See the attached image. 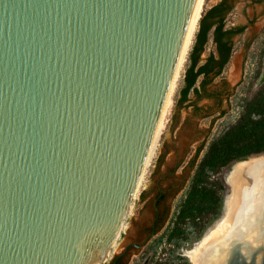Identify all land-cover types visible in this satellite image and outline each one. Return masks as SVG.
Returning a JSON list of instances; mask_svg holds the SVG:
<instances>
[{
	"label": "water",
	"instance_id": "1",
	"mask_svg": "<svg viewBox=\"0 0 264 264\" xmlns=\"http://www.w3.org/2000/svg\"><path fill=\"white\" fill-rule=\"evenodd\" d=\"M197 3L0 0V264H107Z\"/></svg>",
	"mask_w": 264,
	"mask_h": 264
},
{
	"label": "trees",
	"instance_id": "2",
	"mask_svg": "<svg viewBox=\"0 0 264 264\" xmlns=\"http://www.w3.org/2000/svg\"><path fill=\"white\" fill-rule=\"evenodd\" d=\"M235 7V0H220L200 20L188 55L178 101L182 107H193L196 115L202 111L197 103L208 97L210 85L216 77L224 76L229 67L235 53L234 37L246 30V26H230L228 23ZM211 43L215 49L204 57ZM262 69L264 67L258 70L256 81L260 79ZM256 81L249 86H244L243 81L239 85L245 87V94L242 92L239 99L242 114L236 123L230 125L209 145L203 143L198 148L191 162L194 175L189 188L170 227L157 242L156 253L162 242L174 245L175 253L187 241L192 246L201 240L205 231L223 214L226 195L230 191L226 174L238 162L264 156V83L256 86ZM192 94L196 97L195 101L191 98ZM206 147L207 151L199 161ZM153 264L192 263L181 254L167 260L160 258Z\"/></svg>",
	"mask_w": 264,
	"mask_h": 264
},
{
	"label": "rangeland",
	"instance_id": "3",
	"mask_svg": "<svg viewBox=\"0 0 264 264\" xmlns=\"http://www.w3.org/2000/svg\"><path fill=\"white\" fill-rule=\"evenodd\" d=\"M219 1L220 0H207L204 13ZM242 7L243 16L246 15V11L248 9L252 10L251 6L246 5L244 7L242 4ZM258 7L259 10H257ZM255 8L258 13L264 11L262 4H258V6H255ZM209 48L211 50L213 49L212 47ZM209 48L204 57H206L208 52H210ZM245 52L246 54L244 55ZM243 55L248 60L245 67V71L248 72V75H245V78H243L242 81L244 86H249L251 83L256 81L255 76L258 73V70L264 67V32L252 42L251 46H249L248 43L246 49H244V41L241 44H238L237 52L234 56L235 61H239V66L241 65ZM187 64L188 57L179 81L176 85V89L173 93L171 107L169 108V111L166 114L162 124L161 137L155 158L149 167L142 189L137 194L132 206L130 207L128 213L129 218L126 222L124 233L121 239L116 243L112 257L108 259L107 264H111L114 257L123 251V248L127 245V243L141 236L144 230L151 225V221L155 216V202L161 190H163L167 195L165 203L171 205V219L170 224H168V228L170 227L171 222L176 216L178 207L184 199L191 179L194 175V168L191 162L195 158L198 148L203 143H207V145H209L211 141L223 133L230 125L236 123L242 114V107L239 103V99H241L242 92L244 93L245 87L242 85L241 87H236L240 80L241 73L239 72V75L233 77L231 68L227 69L224 76L227 78L226 80L230 84L229 90L232 93H235V95L232 98L231 103L228 102L224 104L223 108L228 111L226 117L220 118L217 121V119L220 117L219 113L213 112L209 114L207 109L212 105V102L206 98L197 103L202 108V111L199 115L195 114L193 107H188L187 105L182 107L178 101L180 98V90L183 86L184 74ZM222 78L223 77L217 78L213 84L210 85V90H212L215 85L220 84L219 82H221ZM258 81L259 79L256 81V86H258ZM191 98L193 101L196 99L194 94L191 95ZM206 151L207 147L201 154L199 161ZM228 174H226V181L228 180ZM231 193L232 187L230 185V191L226 195L225 207L222 216L205 231L201 240L204 238L207 232L212 229L223 217L226 209V202ZM167 229H164L158 233L151 243V246H155L156 248L157 242L162 238ZM201 240L195 242L192 246L190 245L191 242L187 241L184 244V247L178 249L175 253H173L174 245L162 242V246H159L154 261H157L160 258H174L175 256L181 254L187 256L185 253H187L188 250L193 249ZM155 248L153 250H155ZM150 250L152 249H144V252H142L140 255V263L135 264H142ZM132 253H135V251H132ZM187 258L192 263L188 256ZM135 260L138 259L135 258Z\"/></svg>",
	"mask_w": 264,
	"mask_h": 264
},
{
	"label": "bare ground",
	"instance_id": "4",
	"mask_svg": "<svg viewBox=\"0 0 264 264\" xmlns=\"http://www.w3.org/2000/svg\"><path fill=\"white\" fill-rule=\"evenodd\" d=\"M206 1L207 0H198L188 30L178 71L166 101L156 136L152 143L134 199L142 189L149 167L155 158L161 137L162 124L171 107L172 96L198 31ZM231 72L233 77L238 75L237 72L239 71L235 64H233ZM227 181L232 187V193L227 199L223 217L207 232L204 238L197 243L193 249L188 250L187 256L191 259L193 264H230L238 251L241 256L243 254L248 261H252L253 256L256 255V264H263L264 156L238 162L228 174ZM125 228L126 221L122 226V231H124ZM120 239L121 237L118 235L108 253L107 260L112 257L116 243Z\"/></svg>",
	"mask_w": 264,
	"mask_h": 264
},
{
	"label": "flooded vegetation",
	"instance_id": "5",
	"mask_svg": "<svg viewBox=\"0 0 264 264\" xmlns=\"http://www.w3.org/2000/svg\"><path fill=\"white\" fill-rule=\"evenodd\" d=\"M254 4H262L264 7V0H252L251 3L247 4V6H251ZM256 13H257L256 17L254 18V20H252V22L250 20L247 25H242V26H246V30L250 24H253L254 21H256L258 19V16L264 17V11L260 12V13H258V12H256ZM246 30H245V32H246ZM245 32H243V33H245ZM263 32H264V24H263L261 32L259 34H254V37L249 42V46H251L252 42L255 41L256 38H258ZM233 43L235 45L234 39H233ZM214 49H215V47H214ZM214 49H212V50H214ZM247 61L248 60L245 57L244 62H243V66H242V74L240 75V80L237 83L236 87L239 86L242 83L243 78H245V73H246L245 67L247 65ZM219 77H223L221 82H219L220 84L215 85L212 90L209 89L208 97H206V99H208L209 101L212 102V105L209 106L207 109L208 113L210 114L213 112H217L220 115V117L217 119V121L220 118L226 117L228 111L223 108L224 104L228 103V102L231 103L232 98L235 95V93H232L229 90L230 84L226 80L227 78L225 76H218L215 78V80ZM166 196L167 195L163 190H161L159 192L157 199H156V202H155V216H154L153 220L151 221V225L148 226L144 230V232L141 236H139L136 239H133L129 243H127V245L123 248V251H121L119 254H117L114 257L111 264L140 263V259H141L140 255L142 252H144L143 250L147 249V248H150L152 250L149 251V253L145 257V259L143 260L142 264H153V262L156 258V251L153 250L155 248V246H151V243L153 242V240L155 239V237L158 235L159 232L168 228V224H170V219H171V205L165 203L166 198H167ZM146 241H147V243L143 247H138L139 245L144 244ZM126 248H128L127 251H126ZM132 251H135V253H132ZM185 257H187V256H185ZM135 258H137L138 260H135ZM165 259L167 260V259H171V258H165Z\"/></svg>",
	"mask_w": 264,
	"mask_h": 264
},
{
	"label": "crops",
	"instance_id": "6",
	"mask_svg": "<svg viewBox=\"0 0 264 264\" xmlns=\"http://www.w3.org/2000/svg\"><path fill=\"white\" fill-rule=\"evenodd\" d=\"M251 1L252 0H235L236 7H235L234 12L230 15L229 22H228L230 26L247 25L250 20H251V22H252V20H254V18L256 17V14H257L255 6H258V4L251 5L252 10L248 9L246 12V15H244V16L242 15V8H243L242 4L245 7L248 3H251ZM257 10H259V7L257 8ZM263 24H264L263 16H258L257 21L254 22L253 24H250L245 33H243V34L241 33L239 35H236V37H234V42H235V53H234V55L237 52L238 44H241L243 41H244V49L247 48V45L251 41L252 37H254V34H259L261 32ZM209 47H212L214 49L215 46L213 43H211ZM209 50L211 51L210 48H209ZM208 54H209V52H208ZM245 54H246V52L244 53V55ZM234 55L231 59L230 66L228 67V69L232 68V66L235 62V56ZM244 55H243L241 67H240L241 68V71H240L241 74H242L243 62L245 59Z\"/></svg>",
	"mask_w": 264,
	"mask_h": 264
},
{
	"label": "built area",
	"instance_id": "7",
	"mask_svg": "<svg viewBox=\"0 0 264 264\" xmlns=\"http://www.w3.org/2000/svg\"><path fill=\"white\" fill-rule=\"evenodd\" d=\"M245 75H248V72L246 71Z\"/></svg>",
	"mask_w": 264,
	"mask_h": 264
}]
</instances>
